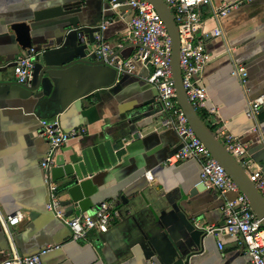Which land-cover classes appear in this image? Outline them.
I'll return each instance as SVG.
<instances>
[{"label": "crops", "instance_id": "crops-1", "mask_svg": "<svg viewBox=\"0 0 264 264\" xmlns=\"http://www.w3.org/2000/svg\"><path fill=\"white\" fill-rule=\"evenodd\" d=\"M211 2L231 8L220 19L221 36L212 34L218 26L212 7L197 8L201 24L195 37L208 54L197 79L208 100L207 108L196 112L225 146L221 131L244 144L245 159L264 174V104L255 120L246 116L248 100L264 95V0ZM110 4L0 0V261L13 250L25 256L60 244L43 264H250L245 245L223 230L221 207L234 194L222 196L202 185L196 159L165 163L181 142L172 128L158 127L166 112L157 89L146 80L152 68L135 62L132 73L118 75L112 65L97 61L98 29L121 58L140 49L127 35L130 8L115 12ZM57 7V13H48ZM18 22L30 25L31 48L38 54L29 88L13 74V60L28 49L11 29ZM234 64L247 70L249 98L232 75ZM42 119H58L64 131L79 130L57 155L68 157L100 140L118 144L116 163L100 170L94 181L93 205L70 216L60 205L68 218L111 203L120 216L107 233L91 230L86 239L73 241L65 220L46 208L49 188L40 163L49 146L40 134ZM18 211L24 219L6 227L4 219Z\"/></svg>", "mask_w": 264, "mask_h": 264}, {"label": "built area", "instance_id": "built-area-1", "mask_svg": "<svg viewBox=\"0 0 264 264\" xmlns=\"http://www.w3.org/2000/svg\"><path fill=\"white\" fill-rule=\"evenodd\" d=\"M169 7L178 30L180 42V70L182 84L187 98L195 110L207 108V89L197 79L202 73L208 61V54L202 40L195 37V33L201 24V18L197 8L200 4L212 7V18L218 26L212 30L214 36H221L220 19L225 16L231 5L213 7L211 0H163ZM111 9L118 12L120 7L128 6L132 12L128 23L127 35L140 49L129 58L117 56L112 47L103 39L100 31L95 37L94 53L98 61L112 65L118 75L130 74L134 71V63L139 62L146 67H151L147 82L157 89V98L162 104L166 116L158 127L172 128L180 138V148L166 160V164H174L181 160L196 159L200 162V183L208 189H216L222 196L228 193L234 194L232 198H226L221 211L224 216L223 230L226 234L238 237L245 245L250 256V264H264V227L260 219L252 212L248 201L239 191L236 183L227 174L220 163L209 153L205 145L198 139L179 106L174 86L170 58L172 54L171 40L167 33L162 18L156 12L153 5L147 0H111ZM108 22H102L100 29L106 28ZM37 52L29 48L23 54L18 55L12 62L15 81L23 86H30L35 67ZM232 75L239 81L243 92L248 95L247 70L242 64H234ZM264 104V95L250 98L246 116L255 120L260 108ZM210 109V112H213ZM40 134L48 142V152L41 160L45 180L49 188V201L46 208L55 213L58 218L64 219L71 232V240L79 241L87 237L88 232L95 230L100 234L107 233L119 218L118 210L109 202H101L92 214L81 212L66 218L60 208L58 185L51 180L50 169L54 165L55 157L60 148L79 130L64 131L58 119H42L40 121ZM224 136L227 149L234 157L245 166L247 176L253 181L259 193L264 199V174L260 169L253 168L252 160H246L247 151L245 145L236 137L225 131ZM143 136L144 132H137ZM148 180L153 176L147 172ZM24 219V213L18 211L8 215L4 219L6 227L14 226ZM207 232L212 229L207 227ZM60 244H48L34 254L20 256L15 250L9 257L0 261V264H43V258L47 254L59 250Z\"/></svg>", "mask_w": 264, "mask_h": 264}, {"label": "water", "instance_id": "water-1", "mask_svg": "<svg viewBox=\"0 0 264 264\" xmlns=\"http://www.w3.org/2000/svg\"><path fill=\"white\" fill-rule=\"evenodd\" d=\"M147 1L153 5L156 12L162 18L170 37L172 47L170 64L175 91L179 106L181 107L189 126L192 128L198 139L208 149L211 156L220 163L227 174L236 183L240 193L247 199L250 209L256 217L260 219L261 225L264 227V199L256 188L255 183L247 176L244 164L237 160L223 142L218 140L217 136L210 131L187 98L182 84V75L179 64V34L173 14L163 0ZM68 5L70 4L62 7L66 8ZM59 9L60 8L58 7L53 8L48 10V13L55 14ZM35 19L38 20V16H35ZM11 29L16 33L17 40L22 48L29 49L32 47L30 35L31 27L28 23H14L11 25ZM96 31L99 32V29ZM99 62L104 63L102 61ZM23 87L29 88L31 85ZM119 150L120 148L118 144L112 143L109 140H100L93 144L83 145L68 157H65L64 155H56L54 165L50 169V175L52 181L56 182L57 185L59 183V197L61 196L60 205L66 207L65 209L68 216L77 210L86 211L93 205L92 196L96 191L94 181L98 178L100 170L116 163V152ZM195 189L197 190L198 187Z\"/></svg>", "mask_w": 264, "mask_h": 264}, {"label": "trees", "instance_id": "trees-1", "mask_svg": "<svg viewBox=\"0 0 264 264\" xmlns=\"http://www.w3.org/2000/svg\"><path fill=\"white\" fill-rule=\"evenodd\" d=\"M198 115H199V117L204 121V119H205L204 115L201 114V113H199V112H198Z\"/></svg>", "mask_w": 264, "mask_h": 264}]
</instances>
